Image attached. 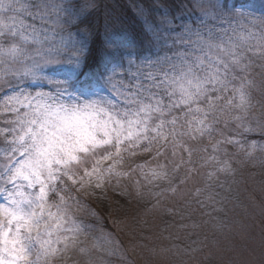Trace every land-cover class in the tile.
<instances>
[{
    "label": "snow or ice",
    "instance_id": "snow-or-ice-1",
    "mask_svg": "<svg viewBox=\"0 0 264 264\" xmlns=\"http://www.w3.org/2000/svg\"><path fill=\"white\" fill-rule=\"evenodd\" d=\"M95 7L0 0V264H103L114 242L82 217L125 177L153 208L176 197L169 227L198 237L241 168H264V0L199 5L198 24L137 5L143 39L99 49L80 26Z\"/></svg>",
    "mask_w": 264,
    "mask_h": 264
},
{
    "label": "rangeland",
    "instance_id": "rangeland-1",
    "mask_svg": "<svg viewBox=\"0 0 264 264\" xmlns=\"http://www.w3.org/2000/svg\"><path fill=\"white\" fill-rule=\"evenodd\" d=\"M246 1L260 3V0H227V6H239ZM217 2L223 3L224 0H188L183 11L189 18L183 14L174 16L175 22L198 24L203 16L199 5L209 7ZM108 15L104 18L106 28L110 23ZM70 31L76 34L75 27ZM94 67L95 63L90 62L84 71ZM157 162L164 163L165 159L161 157L152 163ZM241 173L238 184L233 185L232 199L225 204L224 212L214 213L216 219L197 229L198 237L190 235L191 229L178 231L169 227L170 218L165 209L172 206L176 197L169 194L170 199L153 208L152 203L136 198L132 178H122L115 189L109 186L106 198H90L88 205L96 215L82 218L92 226L99 243L103 244L106 236L114 242L116 249L115 254L104 256L103 264H176L179 261L183 264H264V168L258 163L255 167L248 164L241 168ZM198 182L196 177L185 187L192 188ZM112 183L115 185L116 181ZM121 192L126 195H120ZM0 203H4L3 196H0ZM193 240L197 243L193 244ZM174 245L181 249L190 245L197 251L178 256ZM166 248L171 251H161Z\"/></svg>",
    "mask_w": 264,
    "mask_h": 264
},
{
    "label": "trees",
    "instance_id": "trees-1",
    "mask_svg": "<svg viewBox=\"0 0 264 264\" xmlns=\"http://www.w3.org/2000/svg\"><path fill=\"white\" fill-rule=\"evenodd\" d=\"M184 1L185 0H95V9L91 11L87 18H84V24L80 26H87L91 30L93 36L90 40V44L91 41L94 40L97 49L101 47L105 35L110 33L124 34L129 38L139 41L143 39V22L138 19L135 14L137 5L154 4L153 18H155L164 11L168 13L171 11L176 15L181 11V7L184 6ZM107 15L110 23H108L106 28L104 25V18L106 19ZM103 27L106 29H103ZM94 29L95 31H93ZM226 203L228 204V202Z\"/></svg>",
    "mask_w": 264,
    "mask_h": 264
}]
</instances>
